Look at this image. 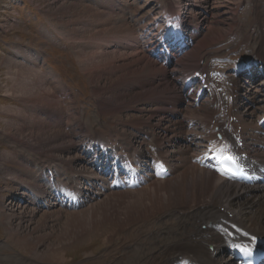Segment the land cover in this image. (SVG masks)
I'll return each mask as SVG.
<instances>
[{
  "label": "rangeland",
  "instance_id": "1",
  "mask_svg": "<svg viewBox=\"0 0 264 264\" xmlns=\"http://www.w3.org/2000/svg\"><path fill=\"white\" fill-rule=\"evenodd\" d=\"M185 2L193 3L188 17L194 12L204 16L193 24L201 23L205 32L177 69L166 68L149 57L145 46L163 25V7L177 10ZM263 33L264 0H0V264H161L164 244L175 238L169 232L191 223L186 213L194 212L196 203L188 197L164 207L130 195L128 206H114L107 202L110 194L134 190L102 192L95 180L96 198L84 194L85 203L78 206L61 202L48 208L52 192L43 205L38 193L25 192L30 184L48 192L51 182H59L58 189L76 182L88 186L87 177L98 180L95 157L108 158L95 142L100 137H108L120 155L136 148L146 154L148 144L158 147V127L168 120L162 121L166 115L161 118V112L171 107L166 93L177 90L175 79L182 81L185 63L195 57L208 61L205 49L241 61L264 45ZM23 68L33 70L30 82L38 86L29 95L10 88L13 75L22 81ZM250 83L243 86L253 92L257 84ZM211 103L208 99L205 106ZM11 107L19 111L9 112ZM184 108H179L181 115ZM193 108L186 109L187 118ZM175 124L171 120L161 127L164 137V127ZM51 162L55 167L48 169ZM135 190L145 195L146 185ZM229 258L220 257L221 262Z\"/></svg>",
  "mask_w": 264,
  "mask_h": 264
},
{
  "label": "bare ground",
  "instance_id": "2",
  "mask_svg": "<svg viewBox=\"0 0 264 264\" xmlns=\"http://www.w3.org/2000/svg\"><path fill=\"white\" fill-rule=\"evenodd\" d=\"M166 5L167 6L165 8H171V6L168 4ZM185 5L190 6L193 5V3L185 2ZM98 15H100L102 18L103 16H107V14L104 13H98ZM122 24L128 27L127 22H122ZM213 35L218 37V33H213ZM206 43L207 42L205 38L200 43V46L204 48L206 47ZM257 51L258 52H255L253 55L255 56L254 58L264 57V45H260ZM199 59L200 58L195 57L193 60L186 62V68L189 69L190 64L191 69L196 70L200 64ZM173 71L174 70H170V72ZM18 72L21 71L18 70ZM32 73L33 70L30 71L29 69L27 70L26 68H23V74H25L26 77L23 76L22 81H20L19 78H15V75H13L12 79L14 82L10 88L16 92H21L23 95H29V93L32 94L35 90H37L36 88L38 87L30 82V76ZM27 74H29V76ZM21 75L22 72L20 73V76ZM256 84L257 85L253 92L244 89V91L242 90V94H238L237 98L235 97L233 111L234 115L237 116V122H231L230 120H226L220 114H214L215 107L212 105V103L209 105L210 107L205 106V102L208 99H206L200 107L193 108V113L189 119H196L198 121L197 126L192 129H197V134L200 133V137L198 138L199 140L195 138L190 139L188 136H174V132L176 133L177 130L184 129L185 133H189L188 131L192 130L188 129L189 123L184 124V115H181V112H179V108L184 106V104H182V106L180 104H175L172 108H163L164 111L163 113L161 112V118L163 115L166 116L162 118V121L164 122L166 118L168 120L167 123L164 122L158 127V129L160 128V133L162 135L161 137L158 133V137L160 138L157 142L159 143L158 147L163 148L165 151V154H162L161 156L162 161H159V163L163 162L168 165L169 169H172L171 174L173 175L171 177L156 178L149 172L153 170V168L152 170H149V167L151 165L150 163L154 161L150 155H147L148 158L146 160H136L135 162H130L128 159H121L118 164L113 165L115 166L116 173L119 175V177H125L123 174V170L125 168L124 165H136L131 170V173L133 175L138 174L141 182H146L145 195L143 194L145 191H143L141 195L136 194L137 192L135 189H131L134 191L119 193L114 192L110 194L107 197V202H110L111 204L113 203L114 206L117 205L116 203L128 206L132 202L126 200L130 195H132L133 198L131 199L134 201L146 202V204L150 203V205L154 206L157 203L164 207H170L180 196L183 198L188 197L189 202L193 204L196 203L195 211L186 213L187 218L192 217L190 220H188L191 221V223H184L180 230L169 232L175 233V238L172 242L168 241L169 243L164 244V247L166 248V258L161 264H236L232 258H229L228 261L226 260L225 262H221L220 257H222V255L225 253L226 243L230 241L231 244V242H234L235 240L238 242H253L258 240V236L260 234L264 233V186H261L260 184L246 186L238 182L229 181L226 178L220 176L217 170L208 169L202 165L200 166L196 161H194V159V162L192 161V158L198 154L199 150H197V148L201 147L202 143L220 146L221 139H227L228 141L234 142L231 132L237 133V135L240 136L242 145L239 147V149L245 155L243 156L244 158L254 161L253 163H256L255 161L258 160H263L264 137L256 133V130L261 128L258 123V118L264 111V100H262L264 97V78L259 81L256 80ZM259 90L260 92L255 94V92ZM181 91H183V85H178L177 90L175 89V92L166 93L170 94V96H168L171 97L168 99L170 105L173 102L172 100H174V97L172 96H174L175 93H180ZM181 93L179 95H181ZM236 99L239 101L238 104H236ZM177 100L179 102V99ZM259 104L260 107L258 108V115L255 116L253 111L258 107ZM8 111L16 112L19 111V108L11 107L8 109ZM182 112L186 115V108H184V111ZM211 118L216 120L212 126L210 125ZM171 120L175 121L176 128L172 129L169 127H164V130L166 131H164V137L161 132V127L170 125ZM12 123H10V125H12ZM240 127H242L244 131ZM248 127L253 128H249L252 131L247 134L245 130ZM23 128L24 127L21 125L18 126L20 132L23 131ZM218 133H221V139L218 138ZM147 134L148 133H146V137L148 136ZM88 136L90 139H92L90 135ZM101 138L103 139V137H100L97 139V141L95 140V142L98 145L105 146L101 151L103 156L107 157L114 154L118 155L119 157L122 155L128 156L126 153L122 155L117 153L113 147V143L108 137H104L102 141ZM198 142H200L199 146H197ZM180 143L183 145L181 146ZM110 145L112 146L111 149L108 148ZM193 146H196V148ZM136 151L137 153H144V151L141 149H135L133 152L136 153ZM47 165L50 166H47L48 169H53L52 167H55L53 162L50 164L47 163ZM186 167L187 169L185 170ZM57 169L58 167L55 169L56 172H58ZM96 172L98 180L93 176L87 177L86 182L89 181L90 183L88 182L89 185H85L86 187L83 184H78L76 182V187L74 186L75 184L71 187L64 185L65 188L63 185H61L62 187L59 186L57 189V183H59L57 182L52 185L53 188H50L48 190V192H50L48 193L43 191V188V190H40L35 184H30L25 194L35 195L34 192L38 193V197L36 195L35 197H37L39 204L43 205V202H47L48 195L55 193L51 203L45 204V206L47 205L48 208L59 205L61 202L64 203L67 200L69 202L67 195L68 192L71 193L70 196H73V191H76L77 196L79 194L81 197H84V194H87L91 198H96V195H99V192L95 191L96 188L92 186L93 181L95 182L96 180L100 182V185H102L104 188L111 189L110 183H108L106 186L107 178L105 175L107 172L104 174L103 172L100 174L98 171ZM141 172H145L146 174ZM46 175L47 174L45 173L43 174V176ZM128 176L130 175H127V178ZM90 186L91 188L89 189ZM84 187L86 189H84ZM27 191H29V193H27ZM76 199L78 201L79 198ZM82 202L84 201L82 200ZM3 215L9 218L8 220H10L12 217V214H6L4 212ZM93 215V213H89V217H92ZM249 215L255 216L249 217ZM67 217L70 218L71 215H68ZM10 224L11 223L8 224L9 227L11 226ZM67 229L68 228H66V230ZM49 242L50 241H48V243ZM56 242L58 243L59 241ZM48 246L49 245H47L46 248H48Z\"/></svg>",
  "mask_w": 264,
  "mask_h": 264
}]
</instances>
